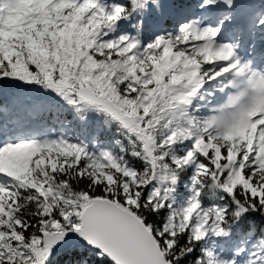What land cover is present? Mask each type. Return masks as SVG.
<instances>
[{
  "label": "snow or ice",
  "instance_id": "snow-or-ice-1",
  "mask_svg": "<svg viewBox=\"0 0 264 264\" xmlns=\"http://www.w3.org/2000/svg\"><path fill=\"white\" fill-rule=\"evenodd\" d=\"M60 255L264 264V0H0V264Z\"/></svg>",
  "mask_w": 264,
  "mask_h": 264
},
{
  "label": "trees",
  "instance_id": "trees-1",
  "mask_svg": "<svg viewBox=\"0 0 264 264\" xmlns=\"http://www.w3.org/2000/svg\"><path fill=\"white\" fill-rule=\"evenodd\" d=\"M97 126H98V123L96 121H90L89 124L86 126L74 125L71 130L73 131L74 134H79L82 132L85 136H89L91 138L92 131ZM110 136H111V133L106 132L104 134V136L102 137V139L107 140L110 138ZM257 222L259 223L258 219H257ZM68 258L69 257H67L66 255H60L58 260H57V264H63V261L65 259H68ZM97 264H109V262L108 261H99V262H97Z\"/></svg>",
  "mask_w": 264,
  "mask_h": 264
}]
</instances>
